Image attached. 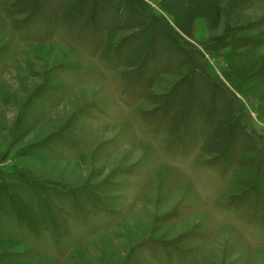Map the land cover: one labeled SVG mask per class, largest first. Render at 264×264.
<instances>
[{
    "label": "rangeland",
    "instance_id": "obj_1",
    "mask_svg": "<svg viewBox=\"0 0 264 264\" xmlns=\"http://www.w3.org/2000/svg\"><path fill=\"white\" fill-rule=\"evenodd\" d=\"M0 264H264V0H0Z\"/></svg>",
    "mask_w": 264,
    "mask_h": 264
}]
</instances>
